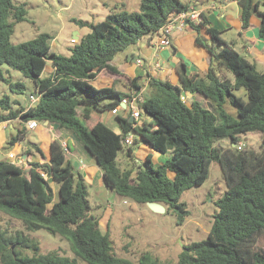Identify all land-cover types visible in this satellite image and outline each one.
Returning <instances> with one entry per match:
<instances>
[{
  "label": "trees",
  "instance_id": "trees-1",
  "mask_svg": "<svg viewBox=\"0 0 264 264\" xmlns=\"http://www.w3.org/2000/svg\"><path fill=\"white\" fill-rule=\"evenodd\" d=\"M232 1L242 6L243 28L249 27L254 11L259 14L264 40V1ZM191 7L182 0H142L137 12L111 13L98 23L76 21L80 27H90V32L63 55L51 50L48 33L14 44L15 25L26 19L27 10L15 0H0V78L13 93H23L24 82L13 83L1 66L15 69L32 81L39 97L31 106L13 108L10 97L0 90V123L21 118L72 130L95 159L108 189L141 205L163 204L181 225L191 215L180 199L182 193L203 185L217 161L226 192L216 201L218 211L207 237L184 245L178 264H264V71L227 43L224 32L207 15L201 12V21L187 25L199 34L196 42L213 57L207 71L189 72L186 62L179 60L178 85L147 76V96L141 108L152 117L150 123L131 122L130 114L117 115L118 133L101 119L103 112L113 111L131 92L115 86L96 87L92 82L97 75L109 70L131 91L141 90L143 78L128 77L112 64L113 59L143 39L150 43L175 15ZM202 30L210 43L202 41ZM48 62L54 70L44 76ZM242 88L247 99L236 94ZM186 92L192 94L191 99L184 98ZM227 102L236 115L230 113ZM131 133L167 159L155 165L148 154L140 165L123 166L119 152L125 150L123 140ZM249 133H261L259 151L232 146ZM25 138L26 130L20 129L9 145ZM224 139L230 140V147L220 144ZM125 153L132 157V148ZM54 184H58L57 199ZM90 208L85 179L76 175L60 140L51 143L49 162H32L28 171L0 160V211L20 220L28 232L45 229L67 239L75 255L57 250L42 253L39 242L24 231L14 235L0 231V264H82L79 259L84 264H134L117 255L109 229H101ZM139 264L157 262L144 254Z\"/></svg>",
  "mask_w": 264,
  "mask_h": 264
},
{
  "label": "rangeland",
  "instance_id": "rangeland-1",
  "mask_svg": "<svg viewBox=\"0 0 264 264\" xmlns=\"http://www.w3.org/2000/svg\"><path fill=\"white\" fill-rule=\"evenodd\" d=\"M231 1L215 0L220 5ZM15 2L25 7L27 15L24 21L15 25L11 37L12 42L19 44L33 39L39 33H48L51 35L50 45L53 50L59 54L68 55L72 46L70 39L74 36V32L78 31L80 35L90 32V27H80L76 21L98 23L111 13L137 12L140 11L142 0H15ZM182 2L200 6V2L197 3L195 0H182ZM234 30L225 31L223 37L229 41L234 38L240 40L238 33ZM76 39L78 40V38ZM129 50L131 47L121 52L120 55H125ZM1 69L4 76L13 83L22 81L25 84L23 93H13L10 85L0 78L1 95L10 97L13 108L28 107L30 104L29 97L35 95L32 81L24 78L21 72L6 65H2ZM47 75L45 71L44 76ZM119 87L122 88V85ZM236 94L247 99L244 88L237 91ZM146 96L147 92L145 93ZM200 99L206 107L209 106L205 99L201 97ZM15 101H19L20 104L15 103ZM226 107L230 113L236 115V109L228 102ZM140 112L141 122L150 123L152 117L142 108ZM120 113L125 115L127 111L121 110ZM103 119L109 126H114L116 115L112 111H105ZM19 126L20 121L13 119L10 127L6 130L7 134L4 135L3 132H0V160L6 159V148L9 145L10 135L16 134ZM257 135L261 137V133H256V136L253 133L248 134L249 137L244 136L242 141L245 142V146L243 148L249 147L259 151L261 144L260 137ZM134 139L138 140L130 146L133 150L132 157L125 153V150L129 148L128 146L124 147V151L119 152V159L122 160L123 166L134 167V164L140 165L145 160L146 155L140 151L147 148V143L139 140L137 135H134ZM220 144L225 148L231 146L228 139L222 140ZM232 146L237 147L235 144ZM151 154H154L153 160L156 162L159 153L153 150ZM77 168L76 166L75 173L77 176L79 174L83 177L86 176V172ZM84 179L88 187L90 214L99 220L103 231L109 229L117 255L131 260L134 264H139L144 254L155 259L157 264H178L179 254L184 245L207 237L214 216L218 211L216 201L226 192V183L221 166L217 161H214L208 180L203 185L192 187L182 193L180 199L187 204L191 215L181 225L178 224V217L173 211L155 212L148 205H141L130 199L120 197L115 191L108 189L103 180L99 183H92L89 177H84ZM54 190L57 199L58 184H54ZM0 231L7 232L8 235H14L17 231H24L30 238L39 242L42 253L57 250L61 254L75 256L67 239L54 235L45 229L28 232L20 220L2 211H0ZM24 253L33 254L31 249H24ZM79 261L84 264L80 259Z\"/></svg>",
  "mask_w": 264,
  "mask_h": 264
},
{
  "label": "crops",
  "instance_id": "crops-1",
  "mask_svg": "<svg viewBox=\"0 0 264 264\" xmlns=\"http://www.w3.org/2000/svg\"><path fill=\"white\" fill-rule=\"evenodd\" d=\"M199 4V7H197V4L191 6L207 15L208 20L213 26L223 32L235 29L234 31L238 33L241 41L236 40V38L229 41L223 37L224 33L222 34V38L227 43L231 45L233 44L234 48L245 55L249 61L255 63L259 70L264 71V40L260 36L261 19L259 14L254 11L249 27L243 28L242 6L237 1H231L224 5H220L217 4L215 0H202ZM76 34H78L79 37L82 36L78 31H75L73 37H75ZM201 34L203 36L201 37L203 42H208V40H210L209 35H207L204 30H202ZM197 35L199 34L188 26L182 30L175 29L171 36L172 45L164 46L159 50L153 48L148 39H143L139 41L137 45L131 47V50L125 55H117L113 59L112 64L116 65L119 70L128 77H142L144 80L143 82L145 83V86L142 89H144L145 93L148 89L147 76L149 75H153L162 80H169L172 84L178 85L179 76L176 72V65L179 60L186 62L189 72L207 71L213 62V57L210 52L196 42ZM173 47L176 48V52L173 51ZM51 50L54 51L52 47ZM137 58H142L145 62L144 65L138 66L136 64ZM156 62H159L160 67H156ZM53 70L52 63L48 62L45 71L47 74H50ZM92 84L96 87L115 86L116 89L120 91L127 93L131 92L130 86H128L126 82L119 81L116 75L109 70H102L97 75L96 79L93 80ZM119 85H122V88L119 87ZM185 95L189 99L192 98V94L189 92H186ZM198 99H200V97H198ZM121 110L127 111L125 105L121 104V109L117 113L112 111V113L116 115L114 126H109L104 121V112L101 115V119L118 133H120L121 130L117 121V115L123 117L129 115L128 111L125 115H122L120 113ZM16 120L20 121V128L18 131L20 129L26 130V138L17 141L13 145H8L6 148V159L1 160L9 161L10 153L18 154L26 163L24 170L28 171L32 162H49L51 143L55 139H58L63 145L66 144L68 148V160L74 163V167L77 166L78 170L86 172V176L84 175V177H89L92 183H99L103 180V173L96 164L95 159L72 130L47 122H38L34 129H29L27 128V122L23 121L21 118ZM12 121L13 120L0 123V132H3V134L6 135V130L10 127ZM139 123H142L141 120ZM16 134H11L10 136L13 137ZM253 134L256 136V133ZM247 135L245 136L249 137ZM258 136L259 135H257V137ZM39 149L41 151H39ZM153 150L154 149L148 145L147 148L140 152H143V154L147 156L148 154H151ZM154 151L159 153L157 161L155 162L153 160L155 165L162 164L167 159V156L156 150ZM151 155L154 157V154Z\"/></svg>",
  "mask_w": 264,
  "mask_h": 264
},
{
  "label": "built area",
  "instance_id": "built-area-1",
  "mask_svg": "<svg viewBox=\"0 0 264 264\" xmlns=\"http://www.w3.org/2000/svg\"><path fill=\"white\" fill-rule=\"evenodd\" d=\"M201 12L195 8L191 7L188 11L181 12L177 15H175L162 29L159 33H157L150 41V45L155 49H160L164 46H170L171 45V36L172 32L175 29L182 30L188 25V22H194L198 23L201 21ZM71 44H75L77 42L76 37H72L70 39ZM136 64L138 66H142L144 64V60L142 58L136 59ZM157 67H160V64L158 63L156 65ZM184 98L187 99V96L184 93ZM30 104L29 106L35 104L39 97L37 95H31L29 97ZM145 100V92L144 89L136 90L133 89L130 93V95L126 96L122 99L120 104L113 110L115 113H117L121 109V104L125 105L127 111L129 114L134 118V120H137L138 122L141 120V105ZM38 124V121L36 120H29L27 121V128L34 129ZM135 143L134 134H129L124 140L123 144L125 146L130 147ZM66 150H68L66 144H64ZM239 149H242L245 146L244 141H240L238 144H235ZM10 162L13 163L16 166L24 168L26 163L24 162V159L19 156L18 154L10 153L9 154ZM43 175H46L43 173Z\"/></svg>",
  "mask_w": 264,
  "mask_h": 264
},
{
  "label": "water",
  "instance_id": "water-1",
  "mask_svg": "<svg viewBox=\"0 0 264 264\" xmlns=\"http://www.w3.org/2000/svg\"><path fill=\"white\" fill-rule=\"evenodd\" d=\"M76 38H79L78 34L75 35ZM130 121L133 122L134 118L131 116ZM147 205L155 212H165L166 207L163 204L156 202H148Z\"/></svg>",
  "mask_w": 264,
  "mask_h": 264
},
{
  "label": "clouds",
  "instance_id": "clouds-1",
  "mask_svg": "<svg viewBox=\"0 0 264 264\" xmlns=\"http://www.w3.org/2000/svg\"><path fill=\"white\" fill-rule=\"evenodd\" d=\"M10 161V160H9Z\"/></svg>",
  "mask_w": 264,
  "mask_h": 264
}]
</instances>
